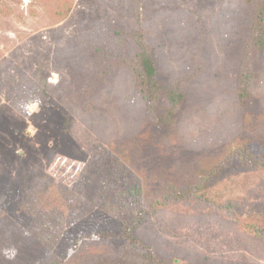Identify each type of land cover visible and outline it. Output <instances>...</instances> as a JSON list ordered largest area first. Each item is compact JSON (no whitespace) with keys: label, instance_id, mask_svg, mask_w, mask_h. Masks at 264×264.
<instances>
[{"label":"rangeland","instance_id":"obj_1","mask_svg":"<svg viewBox=\"0 0 264 264\" xmlns=\"http://www.w3.org/2000/svg\"><path fill=\"white\" fill-rule=\"evenodd\" d=\"M250 25L243 0H0V264H143L146 248L168 264H264V235L242 226H264V53ZM138 29L185 95L157 137L128 68ZM96 48L120 53L101 83ZM238 147L254 159L230 158Z\"/></svg>","mask_w":264,"mask_h":264},{"label":"trees","instance_id":"obj_2","mask_svg":"<svg viewBox=\"0 0 264 264\" xmlns=\"http://www.w3.org/2000/svg\"><path fill=\"white\" fill-rule=\"evenodd\" d=\"M243 2L247 7H249L251 14V25L248 32V47L253 50V52L264 53V0H243ZM127 38L128 39L126 41L131 43L137 50L136 58L138 63V66L135 69L133 66H128V68L134 71L137 87L140 89V92L145 98L149 115L152 118V123L149 125L150 132L153 134V136L157 137L158 135H162L165 132L164 129L166 127L170 129L174 128L177 114L175 107H180L184 104L185 95L183 91L178 88L166 86L163 80L160 78L158 66L153 56V47L147 41L141 29L132 32L127 36ZM94 52L96 55L95 60L97 67V78H95V81L99 83V80L105 81L106 78L109 79L108 77L110 76V73L116 71L118 67H121L118 63V60H116L120 53L109 56L110 53H99L97 48L94 50ZM247 53L248 52L246 51L245 55L241 57L243 64L241 69L242 72L239 73L237 78L238 97L240 103L244 107L247 106L248 100L250 98L249 88L252 77ZM106 55L107 57H105ZM114 57L115 60H113ZM160 101H165L167 106L162 107L161 111L156 113V105L159 104ZM238 149H240V151H232L230 158L237 156L238 158L236 157L235 160L244 158L245 161L246 159H250L249 161L254 159L252 150L249 147H238ZM229 165L230 163L226 162L217 166L209 176H200V185H198L196 189L185 187L174 191L172 197L168 198V200H165L168 201L166 204H162L159 201L151 203L149 207L151 210L150 214L151 212L152 214H155L159 209L168 207L170 203L181 202L184 200L186 201L191 197L197 196L199 188L205 181L204 179L212 178L221 174ZM81 187H83V185ZM68 199L75 201L77 200V197L74 196V193H71ZM137 225V222L133 223V227H136ZM242 226L243 228L249 229L260 236L264 235V226H259L257 224H242ZM132 230V227L124 224L123 235L127 239L128 245H130L132 248H136L138 246V241L132 235ZM137 256L139 258V254H137ZM140 260L143 262V264H168L162 259L157 258L151 248H146V250L141 252Z\"/></svg>","mask_w":264,"mask_h":264}]
</instances>
